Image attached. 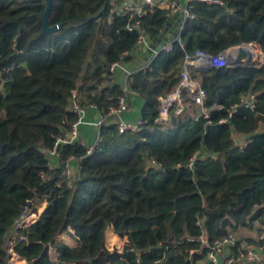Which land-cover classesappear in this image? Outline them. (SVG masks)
Wrapping results in <instances>:
<instances>
[{
    "label": "trees",
    "instance_id": "1",
    "mask_svg": "<svg viewBox=\"0 0 264 264\" xmlns=\"http://www.w3.org/2000/svg\"><path fill=\"white\" fill-rule=\"evenodd\" d=\"M105 1L50 0L47 25L64 27L47 33V0H0V264H10L8 242L24 206L40 202L36 220L14 235L12 251L27 264H197L211 251L201 238L210 244L228 234L237 235L228 255L235 264H244L243 242L263 254L245 264H264V61L192 67L203 105L183 95L180 113L174 105L158 118L159 97L178 85L187 56L252 42L264 53V0L190 1L193 17L160 42L168 9L122 15L126 0H109L99 14ZM141 34L157 52L126 84L144 99L143 122L120 133L108 112L123 91L110 67L134 57ZM73 103L94 105L103 118L90 153L77 142L57 144L76 119ZM235 135L250 139L243 150ZM109 227L125 239L120 248L106 245ZM61 233L76 244L58 241Z\"/></svg>",
    "mask_w": 264,
    "mask_h": 264
},
{
    "label": "built area",
    "instance_id": "2",
    "mask_svg": "<svg viewBox=\"0 0 264 264\" xmlns=\"http://www.w3.org/2000/svg\"><path fill=\"white\" fill-rule=\"evenodd\" d=\"M190 1H194V0H186L184 4L179 0H157V1L142 0V3H140L137 6L125 4L120 14L124 15L127 12H132L137 15H140L143 12L144 7L148 5L149 7H155V6L165 7L166 9H168L170 14L179 13L182 15L183 18L184 17L192 18L193 16L190 15L187 11V3ZM196 1H200L203 3H207V4H218V5L223 4V0H196ZM128 29L131 30L132 27L128 26ZM146 37H147L146 35L141 34L137 40V46H140L142 43H144ZM169 43L164 45V48L166 50L171 49V44ZM249 48L253 50L252 51L253 53L248 52ZM239 49L245 51V55L241 56L242 59L253 58L254 60H257V61H262V62L264 61V53L261 47L255 42L243 43L240 45L232 46L216 54H209L204 51L197 50L193 55L187 56L183 64L181 79L178 85L172 90H170L169 92L159 97L160 106H159L158 118L167 119L169 110L174 105H177L176 113H180L184 109L183 95L189 96L190 99L195 104L203 105V102L205 99V92L202 88L201 77L198 76L196 78H192L190 75V69L192 67H196L200 70L207 69L210 67H224L229 64V61L237 57L236 52ZM152 52L156 53L157 48L153 49ZM119 64L120 63H113L110 67V71L113 72ZM121 89L123 91V94L119 96L117 105L111 107L108 112V115H112L116 117L117 120L120 117V114L124 110L127 109V95L128 93L132 92L128 89L127 84L122 86ZM245 104L250 107H253L254 106L253 96H249L246 99ZM72 109L76 113V119L72 122L69 131H67L63 137H59L57 139V144L60 142H63V143L77 142L81 145L86 146L87 153H90L93 149V145L99 142L101 138L98 134L95 142L91 145L89 144L87 145L83 141L78 140V125L82 122V118L84 115V108L79 106L77 103H73ZM203 113L205 114L204 111ZM102 120L103 118L101 119V121H99V126L102 123ZM219 121L224 122L226 121V119L221 118ZM142 122L143 121L141 119H137L135 121L119 120L117 121V129L120 133L125 132V131H138L141 129ZM249 141L250 139H246V138L240 139L236 135L234 137V143L240 150H243V148L247 146ZM55 153L56 152L54 149L50 151L51 155ZM197 156L198 154H194L190 158L189 163H188L189 166H192L193 161ZM37 216L38 215L36 213V210L29 209L28 205L24 206L19 217L16 219V222L13 227L12 238L8 242L10 255L12 253L14 235H16L17 229L29 223H32L33 221L36 220ZM263 237H264L263 234L258 236L259 239ZM201 240L203 241L206 247L211 248V251L209 252V255H208V259L210 260V262H212L213 264H218L217 257L220 254H222L224 250H226L227 248L229 249L232 245H234L237 240V237L234 234H228L223 238L214 240L210 244L206 242L204 238H201ZM242 246L245 248V250L239 256V260L241 263L243 262L250 263L252 261L262 258L263 256L262 250H261L262 247H259L257 249L255 248L254 245L245 244V242L242 243ZM226 259H227V264H235V260L232 257L227 256ZM9 263H10V260H9Z\"/></svg>",
    "mask_w": 264,
    "mask_h": 264
},
{
    "label": "crops",
    "instance_id": "3",
    "mask_svg": "<svg viewBox=\"0 0 264 264\" xmlns=\"http://www.w3.org/2000/svg\"><path fill=\"white\" fill-rule=\"evenodd\" d=\"M157 1V0H156ZM183 4L186 0H179ZM132 0H126V2L123 4H131ZM140 3V2H139ZM122 6V8H123ZM121 8V10H122ZM182 15L179 13H175L172 15L171 20L168 21L166 24V30L162 31L163 35L165 34V37L167 39H174L177 37L178 31L181 26L182 21ZM160 37V36H159ZM164 38H161L163 41ZM150 41L148 37L145 38V42L142 43L140 46L135 47V55L134 57L126 63H120L114 70V80L116 83L120 84V86H124L126 84L127 76L134 70L143 67L147 61V58L149 57L150 51H148ZM171 44V43H169ZM165 49V48H164ZM186 96V95H185ZM187 97V96H186ZM144 105V99L141 98L138 94L134 92H130L127 95V109L124 110L117 121L123 120V121H135L137 119H140L141 116V110ZM102 116L98 109L94 105H89L88 107L84 108V115L82 118V122L78 125V140L83 141L85 144H93L96 140V137L98 136V130H99V121H101ZM52 159H54L56 156L55 154L51 155ZM67 173L68 174H74L78 168V159L77 158H71L67 164ZM43 204V202H40L39 205ZM36 207V208H37ZM45 207V206H44ZM43 207V209H44ZM42 209V210H43ZM41 210V211H42ZM112 233L113 235L117 236L112 232V228L109 227L107 230V236L108 234ZM247 234H252L251 231H248ZM253 236L256 237V234L254 233ZM118 237V236H117ZM122 239L121 241L124 242V238L118 237ZM58 241H63L64 243L68 245H75L76 242L73 238L70 237L67 233H61L56 238ZM52 260H55V253L54 250L51 249L50 251ZM229 255V249L227 248L224 250L222 254H220L217 257L218 264H227L226 257ZM10 263L12 264H27L26 260L24 258H21L17 256L13 251L10 255ZM210 260L206 258L205 260H200L197 262V264H209ZM245 264V262H243Z\"/></svg>",
    "mask_w": 264,
    "mask_h": 264
},
{
    "label": "water",
    "instance_id": "4",
    "mask_svg": "<svg viewBox=\"0 0 264 264\" xmlns=\"http://www.w3.org/2000/svg\"><path fill=\"white\" fill-rule=\"evenodd\" d=\"M109 0H106L105 1V6L104 8L101 10V12L99 14H101L103 12V10L106 8L107 4H108ZM47 8L45 10V13L43 15V30L47 33H52V32H56V31H59L60 29H62L64 27V24H57V25H54V26H48L47 25V17H48V14H49V11H50V8H51V2L50 0H47ZM99 14L97 16H99ZM95 18V17H93ZM168 23V22H167ZM166 30V27H164L163 31ZM161 38H164V39H167V37H165V34L163 35V33L160 34V37L158 39V42L161 41ZM181 42V41H180ZM157 48V45H152L150 44L149 45V48H148V51L152 52L153 49ZM245 55V51L244 50H238L236 52V58L229 61V64H243V65H249V66H256V65H259L262 63V61H257V60H254L253 58H248V59H242L241 56ZM57 188H58V185H56L53 190L51 191L49 197L51 198L53 196V194H55V199L57 198Z\"/></svg>",
    "mask_w": 264,
    "mask_h": 264
},
{
    "label": "rangeland",
    "instance_id": "5",
    "mask_svg": "<svg viewBox=\"0 0 264 264\" xmlns=\"http://www.w3.org/2000/svg\"><path fill=\"white\" fill-rule=\"evenodd\" d=\"M44 206H45V202H43V204L39 205L38 207L36 206L37 207L36 208L37 215H38L39 212H41V210L43 209ZM121 240L122 239L118 238L117 236L113 235L112 233H109L108 237L106 239V245H108L109 248H114V247L120 248L122 246V244H123V242ZM9 260H10V258H9Z\"/></svg>",
    "mask_w": 264,
    "mask_h": 264
},
{
    "label": "bare ground",
    "instance_id": "6",
    "mask_svg": "<svg viewBox=\"0 0 264 264\" xmlns=\"http://www.w3.org/2000/svg\"><path fill=\"white\" fill-rule=\"evenodd\" d=\"M252 51H253L252 49H250V48L248 49V52L253 53Z\"/></svg>",
    "mask_w": 264,
    "mask_h": 264
}]
</instances>
